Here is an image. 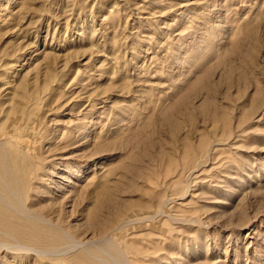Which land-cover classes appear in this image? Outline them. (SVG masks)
<instances>
[{
	"label": "rangeland",
	"instance_id": "1",
	"mask_svg": "<svg viewBox=\"0 0 264 264\" xmlns=\"http://www.w3.org/2000/svg\"><path fill=\"white\" fill-rule=\"evenodd\" d=\"M0 264H264V0H0Z\"/></svg>",
	"mask_w": 264,
	"mask_h": 264
},
{
	"label": "bare ground",
	"instance_id": "2",
	"mask_svg": "<svg viewBox=\"0 0 264 264\" xmlns=\"http://www.w3.org/2000/svg\"><path fill=\"white\" fill-rule=\"evenodd\" d=\"M22 98L24 99L25 97L23 96ZM23 99H22V100H23Z\"/></svg>",
	"mask_w": 264,
	"mask_h": 264
}]
</instances>
